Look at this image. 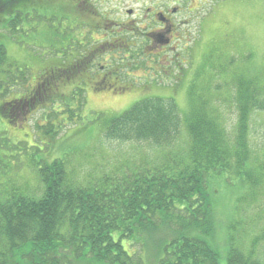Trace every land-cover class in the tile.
<instances>
[{"label":"trees","instance_id":"16d2710c","mask_svg":"<svg viewBox=\"0 0 264 264\" xmlns=\"http://www.w3.org/2000/svg\"><path fill=\"white\" fill-rule=\"evenodd\" d=\"M94 7L92 0H0L7 32L27 23L28 31L50 37L54 65L20 93L4 69L9 65L25 82L27 70L9 64L0 45V113L14 124L25 107H48L45 124L36 125L48 154L61 129L75 125L88 91L114 86L111 75L95 76L107 66L99 58L115 56L109 68L120 79L123 70L162 61L150 38L114 37L112 44L96 35ZM181 62L169 64L179 69ZM255 74H239L232 97L214 104L191 92L185 112L173 98L150 97L108 119L100 131L105 140L151 148L152 157L132 167L82 181L70 175L69 157L31 160L37 187H13L0 198V264H264V230L253 234L254 224L249 245L240 243L243 215L264 196V131L255 129L264 87ZM228 104L232 127L222 112Z\"/></svg>","mask_w":264,"mask_h":264},{"label":"rangeland","instance_id":"374dc122","mask_svg":"<svg viewBox=\"0 0 264 264\" xmlns=\"http://www.w3.org/2000/svg\"><path fill=\"white\" fill-rule=\"evenodd\" d=\"M142 6L134 5L137 10H141ZM202 6L200 19L194 17L189 24L190 29L196 30L194 35L182 38L184 41L174 44L172 52L158 57L157 61L162 59L160 63H147L143 70L127 71L128 75L123 79L125 83L114 78L116 83L111 90L93 92L90 89L75 125L61 129L50 154L49 142L36 128L37 124H45L48 107H37L32 111L25 107L14 115L15 125L0 113V198L13 187H25L26 184L31 189L37 187L39 179L31 160L37 162L41 157H69L70 175L82 181L103 173L112 174L124 166L132 167L134 163H140L145 157L151 158L152 150L144 143L107 141L100 133L108 119L121 115L140 100L173 98L186 112L190 107L191 92L196 93L197 99L204 98L213 104L231 98L234 94L233 80L242 73L246 76L256 73L263 79L264 87V0H230L226 5L216 6L210 15L206 14L213 3L210 1ZM26 25L17 33L7 32L4 24L0 25V45L6 49L9 64L27 70L30 79L25 82L18 71L16 73L7 65L4 70L9 73L5 81L8 78L12 80L13 91L17 93L24 88H32L33 75L54 65L49 34L37 28L36 32L28 31ZM163 48L155 52L159 54ZM177 54L182 61L179 69L169 64ZM99 62V65L110 64L113 59L100 58ZM166 66L172 69L166 70ZM117 86L125 89L116 91L114 87ZM72 106L75 107L76 103L72 102ZM222 108L226 125L232 127L235 110L230 104ZM256 118L255 129L260 135L264 131V115L259 114ZM255 129L253 132H256ZM259 197L262 198L243 215L246 231H243L240 243L245 247L250 243L248 233H251L249 230L254 228V224L253 234L264 230V196ZM225 202L229 203V200ZM259 254L264 259V244Z\"/></svg>","mask_w":264,"mask_h":264},{"label":"flooded vegetation","instance_id":"af4514ba","mask_svg":"<svg viewBox=\"0 0 264 264\" xmlns=\"http://www.w3.org/2000/svg\"><path fill=\"white\" fill-rule=\"evenodd\" d=\"M210 1L216 6L229 3V0H92L95 7L91 18L97 20L96 35L109 43L118 42L112 39L114 37H147L152 41L154 53L160 57L172 52L178 38L194 34L196 30L189 28L190 21L198 18L202 4ZM135 4H142L141 10H137ZM31 21L34 22V18ZM69 28L67 25L63 29ZM160 47L164 48L158 54L155 51ZM179 55L175 59H179ZM113 72L118 73L108 65L101 66V73L95 76L111 75L109 80L114 85V78L119 80V77Z\"/></svg>","mask_w":264,"mask_h":264}]
</instances>
